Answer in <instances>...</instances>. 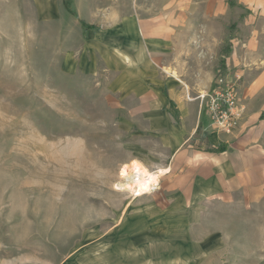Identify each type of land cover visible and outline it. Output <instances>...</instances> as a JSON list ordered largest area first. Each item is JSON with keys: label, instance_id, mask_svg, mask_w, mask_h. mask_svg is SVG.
<instances>
[{"label": "rangeland", "instance_id": "rangeland-1", "mask_svg": "<svg viewBox=\"0 0 264 264\" xmlns=\"http://www.w3.org/2000/svg\"><path fill=\"white\" fill-rule=\"evenodd\" d=\"M73 1L66 0L69 11ZM146 1L105 5L125 15ZM177 7L190 42L221 48L201 52L207 66L218 64L215 78L229 70L243 81L241 71L264 59V0ZM84 39L64 18H39L32 0H0V264H117L115 227L147 196L117 188L131 163L129 132L118 125L104 79L78 64ZM230 54L242 68L219 67ZM193 235L191 264H264V198L212 204Z\"/></svg>", "mask_w": 264, "mask_h": 264}, {"label": "crops", "instance_id": "crops-1", "mask_svg": "<svg viewBox=\"0 0 264 264\" xmlns=\"http://www.w3.org/2000/svg\"><path fill=\"white\" fill-rule=\"evenodd\" d=\"M32 1L39 18H64L86 33L78 64L101 76L117 101L128 162L164 170L160 189L126 209L110 253L117 264L194 263L193 228L212 204L264 198V59L240 70L243 111L234 130L218 132L196 98L218 67L201 52L221 48L186 38L179 0H147L125 15L105 0H74L71 11L66 0ZM82 22L95 28L84 31ZM243 63L230 54L219 67Z\"/></svg>", "mask_w": 264, "mask_h": 264}, {"label": "built area", "instance_id": "built-area-1", "mask_svg": "<svg viewBox=\"0 0 264 264\" xmlns=\"http://www.w3.org/2000/svg\"><path fill=\"white\" fill-rule=\"evenodd\" d=\"M241 81V74H232L226 70L215 78L208 90L198 95L197 100L200 102L203 115L210 120L213 130L228 133L235 129L243 111L238 98ZM154 177L157 180L150 183L148 191L145 192L146 195L159 189L161 177L159 174ZM146 180L148 185L151 178L147 177Z\"/></svg>", "mask_w": 264, "mask_h": 264}, {"label": "bare ground", "instance_id": "bare-ground-1", "mask_svg": "<svg viewBox=\"0 0 264 264\" xmlns=\"http://www.w3.org/2000/svg\"><path fill=\"white\" fill-rule=\"evenodd\" d=\"M164 173V170H160V176ZM151 178V182L146 185V178ZM121 178L123 179L122 184H118L120 190H126L131 193L133 196L136 195L138 197L145 196L149 189L150 183H154L157 178L151 176L150 173L146 172V170L141 166L137 161H133L130 164H127L123 167L121 171Z\"/></svg>", "mask_w": 264, "mask_h": 264}, {"label": "trees", "instance_id": "trees-1", "mask_svg": "<svg viewBox=\"0 0 264 264\" xmlns=\"http://www.w3.org/2000/svg\"><path fill=\"white\" fill-rule=\"evenodd\" d=\"M84 27H86V29H87V28H89V29H90V27H88V26H85V25H84Z\"/></svg>", "mask_w": 264, "mask_h": 264}]
</instances>
